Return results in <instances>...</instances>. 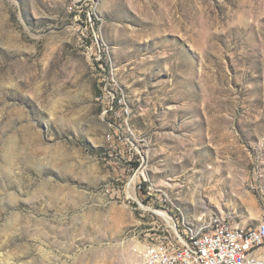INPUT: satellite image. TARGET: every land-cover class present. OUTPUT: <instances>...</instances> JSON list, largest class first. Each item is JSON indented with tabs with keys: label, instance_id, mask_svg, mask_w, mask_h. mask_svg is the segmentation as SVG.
<instances>
[{
	"label": "rangeland",
	"instance_id": "374dc122",
	"mask_svg": "<svg viewBox=\"0 0 264 264\" xmlns=\"http://www.w3.org/2000/svg\"><path fill=\"white\" fill-rule=\"evenodd\" d=\"M162 210L264 221V0H0V264H135Z\"/></svg>",
	"mask_w": 264,
	"mask_h": 264
},
{
	"label": "built area",
	"instance_id": "2783aa9c",
	"mask_svg": "<svg viewBox=\"0 0 264 264\" xmlns=\"http://www.w3.org/2000/svg\"><path fill=\"white\" fill-rule=\"evenodd\" d=\"M124 114H128L125 109ZM134 189H142L140 181ZM152 190L147 191L150 195ZM173 223L157 215L146 239L134 247L136 264H264V221L240 225L227 217L208 213L194 225Z\"/></svg>",
	"mask_w": 264,
	"mask_h": 264
},
{
	"label": "bare ground",
	"instance_id": "6f19581e",
	"mask_svg": "<svg viewBox=\"0 0 264 264\" xmlns=\"http://www.w3.org/2000/svg\"><path fill=\"white\" fill-rule=\"evenodd\" d=\"M160 214L159 215H161L162 217H166V220H167V222H169L170 224H172L173 223V220H172V218H171V216L167 213V212H165V211H162V212H159ZM134 247H136V245L134 246ZM135 256H136V262H135V264L138 262V254L137 253H133Z\"/></svg>",
	"mask_w": 264,
	"mask_h": 264
}]
</instances>
